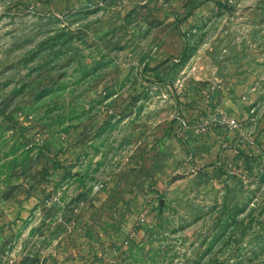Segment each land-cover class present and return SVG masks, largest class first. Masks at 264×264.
<instances>
[{
    "label": "rangeland",
    "instance_id": "374dc122",
    "mask_svg": "<svg viewBox=\"0 0 264 264\" xmlns=\"http://www.w3.org/2000/svg\"><path fill=\"white\" fill-rule=\"evenodd\" d=\"M0 264H264V0H0Z\"/></svg>",
    "mask_w": 264,
    "mask_h": 264
},
{
    "label": "built area",
    "instance_id": "2783aa9c",
    "mask_svg": "<svg viewBox=\"0 0 264 264\" xmlns=\"http://www.w3.org/2000/svg\"><path fill=\"white\" fill-rule=\"evenodd\" d=\"M225 113L221 110L217 111V120L224 122L225 125L229 126V127H234L237 123H236V119L234 117H225L224 115ZM178 119H179V124L185 127H188L189 129H191L192 131L196 132V133H204L207 131V125H206V120H201L196 119L193 123H187V121L182 118L180 115H178ZM191 146V144H189ZM187 153L184 157L185 161L188 163H192L193 161V157L191 155V151L190 149H186Z\"/></svg>",
    "mask_w": 264,
    "mask_h": 264
},
{
    "label": "crops",
    "instance_id": "0c3cea01",
    "mask_svg": "<svg viewBox=\"0 0 264 264\" xmlns=\"http://www.w3.org/2000/svg\"><path fill=\"white\" fill-rule=\"evenodd\" d=\"M220 123H222V121H220Z\"/></svg>",
    "mask_w": 264,
    "mask_h": 264
}]
</instances>
